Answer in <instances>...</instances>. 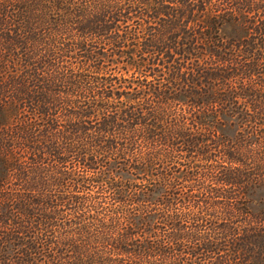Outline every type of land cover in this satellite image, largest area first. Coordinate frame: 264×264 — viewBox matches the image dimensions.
Listing matches in <instances>:
<instances>
[{
	"label": "trees",
	"instance_id": "16d2710c",
	"mask_svg": "<svg viewBox=\"0 0 264 264\" xmlns=\"http://www.w3.org/2000/svg\"><path fill=\"white\" fill-rule=\"evenodd\" d=\"M259 189L264 0H0V264H264Z\"/></svg>",
	"mask_w": 264,
	"mask_h": 264
},
{
	"label": "rangeland",
	"instance_id": "374dc122",
	"mask_svg": "<svg viewBox=\"0 0 264 264\" xmlns=\"http://www.w3.org/2000/svg\"><path fill=\"white\" fill-rule=\"evenodd\" d=\"M225 1V0H224ZM227 27L224 26L223 29H225V34H232L234 30H230V29H226ZM130 75V74H128ZM228 120V119H226ZM232 122V126H230L231 129H229L228 125H229V120L227 121V124L224 127L223 133L227 134V135H233V131L236 129L237 130V125H236V121L235 120H230ZM253 202L252 203H248V208L250 209V211L252 213H256L259 211L260 207H264V189H259L256 191V193L253 195V197H251ZM261 200V203H259V201ZM257 264V262H256Z\"/></svg>",
	"mask_w": 264,
	"mask_h": 264
}]
</instances>
